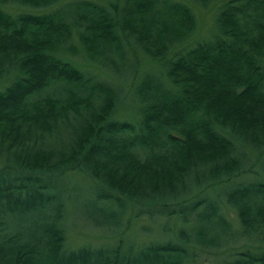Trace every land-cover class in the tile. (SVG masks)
Returning <instances> with one entry per match:
<instances>
[{"label":"trees","instance_id":"1","mask_svg":"<svg viewBox=\"0 0 264 264\" xmlns=\"http://www.w3.org/2000/svg\"><path fill=\"white\" fill-rule=\"evenodd\" d=\"M57 1L0 0V264H183L171 239L132 253L64 249L68 200L50 183L67 172L92 183L89 203L104 215L85 218L97 227L120 229L126 210L191 218L195 240L215 248L229 226L222 197L264 246V183L226 186L254 167L264 173V0H78L36 16L3 11ZM214 2L211 32L178 48L196 28L191 6ZM66 53L96 74L134 76L128 119L113 118L122 83L96 78ZM142 57L157 70L139 69ZM258 250L223 264H264Z\"/></svg>","mask_w":264,"mask_h":264},{"label":"rangeland","instance_id":"2","mask_svg":"<svg viewBox=\"0 0 264 264\" xmlns=\"http://www.w3.org/2000/svg\"><path fill=\"white\" fill-rule=\"evenodd\" d=\"M78 1V0H59L57 3L52 4L48 7H30L23 6L22 4L17 3L15 6H6L3 8V11H7L10 14L24 13V14H34V16L39 14H47L48 12L57 10L58 7L63 4H67L68 2ZM88 1V0H86ZM215 3L206 7L204 10L200 9L196 6H191V10L195 15L194 20H196V28L194 29V34L188 39L185 40L184 43L178 45V48L189 46L193 41L198 39H205V37L211 32V28L214 22V6ZM77 39L75 36L71 39V44L75 45ZM70 44V45H71ZM176 47V48H177ZM169 52V51H168ZM131 55V54H130ZM169 54L166 55L168 58ZM66 58L73 60V63L77 65L76 67L84 68L86 70H90L91 73L95 74L94 76L99 79L108 80L116 83V81L122 83L121 86L124 87V109L117 108L116 115L113 118L118 119H128L130 117L131 106L134 105V101L129 99L127 94L130 92L129 82L134 80V76L131 75L129 78L124 74L127 80L117 79V76L114 74L106 73L105 69L101 73L96 74L99 70L98 68H94V66H89V64H83L79 62L77 56H69L68 53L65 54ZM131 58L133 56L131 55ZM143 60H140L137 63L139 69H151L157 70V64L153 62L150 58L142 57ZM77 61L76 64L74 61ZM122 78V76H120ZM6 82V81H3ZM8 84V83H6ZM2 85H0V88ZM128 98V99H126ZM259 167V165H258ZM256 171V172H255ZM264 172V171H263ZM260 180L262 184L264 183V173H262L260 168L254 167V172L249 173L239 178L233 180L229 186L233 187V184L236 182L248 183L254 182V180ZM50 188L52 191L55 190H63L64 198L63 200H68L64 204V210L66 218L63 220V227L65 231V239L62 246L67 251L79 249V247H88L90 248H102V249H111L112 246H118L121 249V252L129 248L132 252L137 250H141L142 247H145L152 243L163 242L165 240L175 241L182 245V248L185 251L184 260H182L183 264H223L227 262L228 258L234 257L237 252L241 251H253L257 252L264 250L263 242L254 240L256 234L250 235L244 233L243 227H241L238 217H236V213L234 212L232 207L227 206L223 203V198L220 200V213L221 217L226 220L228 223V229L225 232V235H220L217 239L220 240L221 244L215 248L213 247H203L199 244L197 240H195V230L193 219L188 218L189 221L182 222L178 220L177 217H164L161 218L157 215L149 216L145 214H141L140 216H134L131 210H126V214L119 221L120 229L118 227H110L108 226H99L97 227L88 216L93 217L94 220H101L103 217V213H97L96 209L89 203L93 199L94 187L89 179L85 178L84 175L79 173L67 172L65 176L60 177L59 179L52 180L50 183ZM205 192H208L211 195V199H213V195L211 193V189H206ZM70 197V199L68 198ZM115 206L112 205V208ZM145 210L150 211V208L144 207ZM131 209V208H130ZM141 208L135 207L133 209L134 214L139 212ZM201 210V208H199ZM198 210V211H199ZM92 222V223H91ZM179 229L184 232L181 237H184L182 240L180 238H176L175 232ZM14 230V229H13ZM178 232V231H177ZM206 237L214 236L213 230L208 229L204 232ZM187 238H186V237ZM187 240H186V239ZM181 240V241H180ZM184 242V243H183Z\"/></svg>","mask_w":264,"mask_h":264}]
</instances>
